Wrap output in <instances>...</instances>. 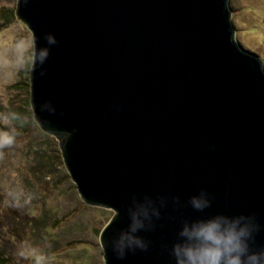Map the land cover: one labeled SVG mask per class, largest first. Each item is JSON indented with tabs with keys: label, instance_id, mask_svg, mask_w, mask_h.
<instances>
[{
	"label": "water",
	"instance_id": "95a60500",
	"mask_svg": "<svg viewBox=\"0 0 264 264\" xmlns=\"http://www.w3.org/2000/svg\"><path fill=\"white\" fill-rule=\"evenodd\" d=\"M16 16L48 50L30 70L34 120L83 201L113 211L104 264H176L183 223L217 215L254 216L264 248L263 60L230 0H18ZM137 218L148 247L117 258Z\"/></svg>",
	"mask_w": 264,
	"mask_h": 264
},
{
	"label": "rangeland",
	"instance_id": "374dc122",
	"mask_svg": "<svg viewBox=\"0 0 264 264\" xmlns=\"http://www.w3.org/2000/svg\"><path fill=\"white\" fill-rule=\"evenodd\" d=\"M17 2L0 0V112H16L28 123L15 122L16 144L0 158V254L7 264H31L16 255L19 242L26 240L44 253L47 264H104L99 235L113 211L83 201L59 140L34 120V41L16 16ZM230 7L236 39L262 58L264 69V0H230Z\"/></svg>",
	"mask_w": 264,
	"mask_h": 264
},
{
	"label": "clouds",
	"instance_id": "9594fccd",
	"mask_svg": "<svg viewBox=\"0 0 264 264\" xmlns=\"http://www.w3.org/2000/svg\"><path fill=\"white\" fill-rule=\"evenodd\" d=\"M49 45L56 44L53 36L45 37ZM21 46H18L20 48ZM26 50V49H24ZM48 56L47 49L33 51L31 59L43 64ZM23 63L22 58L17 60V66ZM44 75V72H41ZM51 104L46 102L40 106L41 111ZM55 108L48 113H55ZM62 115V113H61ZM28 123L27 117H21L13 111L0 112V158L4 150L16 144L17 130L15 122ZM6 129V130H5ZM191 206L203 211L210 206V200L192 197L189 200ZM150 228L142 220L136 219L130 233L120 236L113 248L117 258H124L126 252L136 249L146 250L147 242L138 235V231ZM259 225L253 216L249 220L244 215L229 217L217 215L208 219H199L192 222L185 221L179 232L180 239L173 244L171 254L176 264H264V248L255 250L252 247ZM16 255L31 264H47V257L29 241H20Z\"/></svg>",
	"mask_w": 264,
	"mask_h": 264
},
{
	"label": "trees",
	"instance_id": "16d2710c",
	"mask_svg": "<svg viewBox=\"0 0 264 264\" xmlns=\"http://www.w3.org/2000/svg\"><path fill=\"white\" fill-rule=\"evenodd\" d=\"M0 264H7V261L3 258L1 254H0Z\"/></svg>",
	"mask_w": 264,
	"mask_h": 264
}]
</instances>
